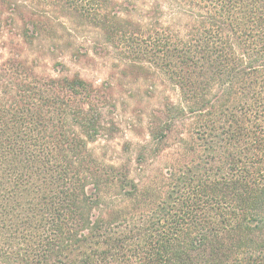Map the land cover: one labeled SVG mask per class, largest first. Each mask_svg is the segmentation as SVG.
Returning a JSON list of instances; mask_svg holds the SVG:
<instances>
[{"label":"trees","instance_id":"1","mask_svg":"<svg viewBox=\"0 0 264 264\" xmlns=\"http://www.w3.org/2000/svg\"><path fill=\"white\" fill-rule=\"evenodd\" d=\"M8 19L25 44L90 26L180 102L108 164L106 87L0 62V264H264V0H0Z\"/></svg>","mask_w":264,"mask_h":264},{"label":"rangeland","instance_id":"2","mask_svg":"<svg viewBox=\"0 0 264 264\" xmlns=\"http://www.w3.org/2000/svg\"><path fill=\"white\" fill-rule=\"evenodd\" d=\"M61 22L54 24L53 32L25 44L20 38L22 24H13L8 19L0 31V62L20 56L28 59L41 76L79 74L97 86L106 87L112 98L106 114L109 125L90 144L91 151L108 164L134 163L138 145L149 138L150 116L163 108L167 100L179 103V89L154 69L139 72L124 69L119 54L108 47L94 28L71 20Z\"/></svg>","mask_w":264,"mask_h":264}]
</instances>
